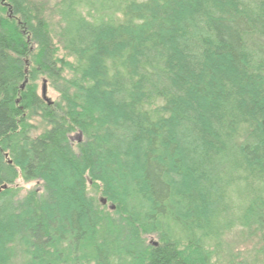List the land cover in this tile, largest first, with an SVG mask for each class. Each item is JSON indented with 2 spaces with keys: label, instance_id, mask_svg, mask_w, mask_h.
<instances>
[{
  "label": "trees",
  "instance_id": "trees-1",
  "mask_svg": "<svg viewBox=\"0 0 264 264\" xmlns=\"http://www.w3.org/2000/svg\"><path fill=\"white\" fill-rule=\"evenodd\" d=\"M0 264H264V0H0Z\"/></svg>",
  "mask_w": 264,
  "mask_h": 264
},
{
  "label": "rangeland",
  "instance_id": "rangeland-1",
  "mask_svg": "<svg viewBox=\"0 0 264 264\" xmlns=\"http://www.w3.org/2000/svg\"><path fill=\"white\" fill-rule=\"evenodd\" d=\"M33 1L37 6H44L45 8H52L57 0H28ZM7 12H10V8L7 7ZM56 26V25H55ZM58 30V27H57ZM57 56L62 58L65 56V51H63L62 47L60 45H57ZM67 60H71L70 57H66ZM59 80L54 82V79L50 78L47 74L41 73L40 71H35L32 73V67H28V76L27 80L24 81L22 88H26V86H34L38 95L43 99L44 103L50 104L51 106H54L58 101L60 100V93L58 91V88L56 87L58 85ZM46 88V97L48 98V101L51 103H48V101L44 100L43 98V89ZM28 123L30 126V135L32 137H36L40 135L41 133L45 132L49 126L47 125L45 119L43 118V113L41 111H36L35 114L30 115L28 119ZM72 146L76 147L80 141H82V135L78 132H73L70 134ZM16 187L20 188V197H23L28 191L41 189V183L36 181H24L21 177H19L16 181ZM87 192L90 197L94 198L95 201L104 207L107 211H111L113 204L109 202L106 198L102 195V186L95 187L92 182L88 183ZM106 199V203H102V199ZM115 207V206H114ZM156 237H150V242L155 241Z\"/></svg>",
  "mask_w": 264,
  "mask_h": 264
},
{
  "label": "water",
  "instance_id": "water-1",
  "mask_svg": "<svg viewBox=\"0 0 264 264\" xmlns=\"http://www.w3.org/2000/svg\"><path fill=\"white\" fill-rule=\"evenodd\" d=\"M43 98H44V100H46V101H48V98L46 97V88L44 87V89H43ZM48 103H51V102H49L48 101ZM4 187H6V186H4ZM102 203H106V199H102ZM112 209H114V206H112ZM155 245L157 244L156 242L154 243Z\"/></svg>",
  "mask_w": 264,
  "mask_h": 264
}]
</instances>
